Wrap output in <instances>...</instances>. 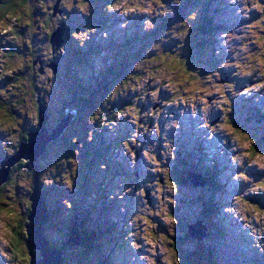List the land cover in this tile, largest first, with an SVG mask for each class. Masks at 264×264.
<instances>
[{
  "label": "rangeland",
  "instance_id": "1",
  "mask_svg": "<svg viewBox=\"0 0 264 264\" xmlns=\"http://www.w3.org/2000/svg\"><path fill=\"white\" fill-rule=\"evenodd\" d=\"M41 1L49 2L26 1L25 7L18 6L14 15L0 22V82L6 76L3 74L18 63L9 58V51H24L22 44L28 38L36 51L46 49ZM207 1L210 9H215L212 20L219 21L223 29L214 34L209 45L195 46L191 57L185 50L187 44H193L185 34L189 24L184 17L194 13L192 1H62L61 15L71 23L66 29L70 48L73 45L92 59L91 63L78 61L80 65L68 66L83 80L74 88L85 89L90 77L98 79V70L113 64L119 52L123 53L118 47L126 42L125 35L136 34L137 40L130 48L134 50L149 32L154 40L152 49L146 50L148 56L172 51L188 64L185 69L179 61L168 59L138 66L139 77L129 80L132 87L119 94L132 106H116L110 123L90 122L87 129L91 135L86 145L75 125L67 128L68 133L77 134L83 150L80 148L81 154L76 157L82 160L84 167L80 168L85 173V167L92 162L91 147L111 142V153L107 154V148L98 150L96 160L103 166L96 180L102 181L104 191L81 177L76 157L70 165L76 174L72 187L65 189L63 182L68 179L66 174L60 177L64 169L59 168L66 158L60 154L59 137L69 124L50 140L51 151L38 162L45 169L40 179L46 192H50L55 208H61L59 221L56 219L58 222L47 229L49 239L66 241L70 237L68 223H77L83 213L95 219L98 210V218L112 217L114 227L123 231L117 239L112 236L103 241V260L108 264H180V253L171 243L185 253L205 251L211 264H264V0ZM28 12L37 19L31 27L25 24L30 19ZM162 18H167L168 24L161 26ZM9 26L18 34L9 31ZM204 34L202 31L199 36ZM61 39V35L57 36L58 41ZM97 47L99 52L95 51ZM22 55L25 60L31 57ZM61 73L56 79L42 80L48 88L44 99L52 123L60 115L61 104L70 99L63 90L66 80ZM8 92L0 98V148H8L7 156L11 157L17 152L12 149L19 145L22 132L37 124V109L31 102L21 101L22 92ZM251 110L259 111L256 124L245 118ZM187 152L194 155V161L200 162L202 157V165L215 173L223 192L209 191L202 179H197L199 174L188 168L184 173H194L199 185L174 184V169L180 167L179 159L185 158ZM111 155L123 165L122 170L111 163ZM93 169H87V174L93 175ZM20 173L0 192V264L30 261L25 241L15 243L13 236L15 231L25 235L24 226L29 222L26 217L31 212L23 201L32 193L31 180L26 173ZM51 194L58 197L51 198ZM211 199L216 208L212 230L203 221L206 203ZM198 221L204 226L202 240L188 235V226ZM31 250L40 255L38 249ZM65 263L77 264L73 260Z\"/></svg>",
  "mask_w": 264,
  "mask_h": 264
},
{
  "label": "trees",
  "instance_id": "2",
  "mask_svg": "<svg viewBox=\"0 0 264 264\" xmlns=\"http://www.w3.org/2000/svg\"><path fill=\"white\" fill-rule=\"evenodd\" d=\"M26 1L29 0H0V22L3 19L10 17L11 15H14L15 10L18 6L21 5L25 7ZM62 1L64 0H49V2H40L41 7L43 8V18L41 21V24L44 26V28L42 27L44 29L43 41L46 44V49L43 50L44 52L36 51V49H34V46L31 44L30 38L26 40V43L22 44L24 51L21 52L16 49L8 52L9 58L17 59L16 61L18 63H16L14 67L10 68L6 73L3 74L6 76L5 78H1L3 80H1L0 82V98L4 96V94L8 91L10 92L12 90H18L19 92H22L21 101L23 103L29 101L36 107L35 109H37V124L34 126V128L27 129L22 132L19 144L22 141L27 140L29 131L39 129L38 122L40 108H43L48 116L47 121L45 123V127L49 130V133L52 128H56L58 126L59 120H61V118L65 117V115L67 116L73 114L69 125L65 128V130L59 137V151L60 154L66 158L65 162L61 164L59 168L64 169V172H62V175H60V177L65 176L66 174L68 180L63 182V186L65 189L67 188L70 190L73 184V178L76 175L73 171H71L70 165L72 162H74L73 157H76L78 154H81L80 148L82 149V147L79 146L77 134L75 132H73L72 134H70V132L68 133L67 128L69 126L75 125L77 127L75 128L76 131L81 132L85 137V141H83L82 144L86 145L88 140L87 136L91 135L90 129H87L88 124L90 122H94L95 120L96 122L102 121L110 123V121L113 120V109L116 106L117 109L123 108L124 106H132L129 102H126L125 99L122 98V95L119 94L121 92H125L126 88L132 87L128 83V81L133 79L136 80L139 77L140 67L145 66V62H165L169 59L171 61H179V64H181L185 69L188 62L183 61L172 51H165L163 56H148V51L146 50L152 49L151 44L154 40L152 34H150L149 32L144 34V36L138 42L134 50H131L130 48L132 47L133 41L137 40L136 34L132 35V37L125 35L123 39L126 40V42L124 44H120L118 47L123 53L119 52L118 56L115 57L116 59L113 64H110L107 67H103L100 71L98 70V74L100 73L98 79L94 78V80H92V77H90L87 81L88 86L85 88L84 84L82 85L85 89H76L74 87L79 85V82H83V80L78 77L77 73L69 69L68 66L70 64L77 63L78 61H87L88 63H91L92 59L82 54L80 49H74L73 45L72 48H70L71 43L69 44L66 39L67 37H69V34L66 35V29H69L68 27H70L69 24L71 23L70 21H68V19H66L65 15H61L62 10H60V5L63 4ZM189 1H192L193 6L195 7V11L193 14L188 13L184 17L186 18V21L189 24L187 26L188 28L184 31L187 38L193 44L191 47H188V44L186 45L187 47H185L187 54H190L189 57H191L192 55H194L193 52L195 46L201 47L203 45H209L214 34H216V32L220 29H223V25L220 24L219 21L214 20V22L212 20V14H214L215 9H210V3L207 0ZM57 6L59 8L58 10ZM27 14L29 15L30 19L25 24L26 27H31L32 24L37 21V19H33L32 12H28ZM101 20H103V18H101ZM159 24H161V26L164 24H168L167 18H162ZM61 25H63L65 28L62 37L63 43H61V45L59 46H56V44L53 43V34ZM180 25L183 27L185 25L184 21L181 22ZM7 29L9 31H12L13 33L15 32V29L12 26H9ZM202 31H204L205 33L204 36H199L201 35ZM17 34L18 33L15 32V35ZM63 45H65V51L62 49ZM95 49V51L99 52L98 47ZM45 52L47 53V55L45 54ZM62 52H65V54L61 55ZM24 53L31 55L29 60L22 59V54ZM61 58L64 60L67 58L68 61L64 62V60H62ZM77 65L80 64L77 63L76 66ZM0 70L2 71V67ZM58 72H62L63 74H61L65 77L66 81H64L63 90L66 94L70 95V99L66 100V104H61V110L59 112L60 115H58L56 121L52 123L50 122L52 117L50 111L47 109L44 99V91L48 88L44 86L45 84H43L42 80L43 77H50L51 79H56L59 76ZM10 73L11 75H8ZM76 82L78 83L75 86ZM115 94L116 101H113ZM9 108H12L10 103ZM82 108H84V112L81 111ZM258 115L259 111L256 112L255 110H251L249 116H246L245 118L249 122H253L256 124L258 121ZM52 145L53 144H51V142L47 143L45 152L38 158L37 162L34 165L29 164V160L23 158L16 162L11 167L6 181L0 186V192L4 190V184H7L11 180L15 182L18 179L17 176H21L20 172H24L29 175V178L31 180L29 182V192L31 193L33 191L34 184L37 183V186L41 191L42 198L45 201V208L49 213V222L43 226V237L45 239V243L49 249H55L61 252V264H69L65 262H70L71 260H73L77 264H108L106 260H103L104 256L102 254L103 251L101 249V247L105 245L103 241H106L105 239H110L112 236L117 239L118 233L123 234V231L119 232L118 228L114 227L112 217L107 219L105 217L104 219L98 218V210L95 211V213H97V216L95 215L97 218L95 219H92L94 217H90L89 214L87 215L86 213H83L80 215V219H78L77 223L74 221L68 223L70 233L78 231L80 237L79 245H70L69 243H67L68 239L64 242H55L46 236L47 229H50V226H53L55 222L59 221L58 215L60 211H58V205L57 208H55V203L48 196V193L50 194V192H46V185L44 184V181L40 179V176L44 175L45 169H43V167L38 162L42 161L43 158L46 156V153L51 151ZM105 145L107 146H102L101 144L99 146L97 145V149L96 147H91L92 162H90V164L85 168L88 173V170L94 167L93 175L85 173L83 171V168H80V165L84 167L83 162L81 159L76 157L79 163V166H76L80 168L79 174H81V177L83 179H90V184L94 185L98 191L105 190V188L102 186V181L98 183V181L96 180V178H98L99 176V170L103 169V166H100L99 162H96V160L100 156L98 150L102 151L103 148H107L108 150L111 146V142L107 141ZM90 146L93 145L90 144L89 147ZM17 148L18 145L15 146V148H13L12 150L16 152ZM8 152L9 149L5 146L2 147V150L0 148V160L2 159L1 156H4V158L8 157ZM110 153L111 152H109L108 150L107 154ZM86 154L89 155L88 153ZM193 156L194 155L191 152H187L185 158L182 157L181 160L179 159L178 164L180 165V167H175V176L174 179L172 178L174 180V184L186 186L190 184L189 180L186 177V174L184 173L186 172L185 170L188 168L190 171L197 172L199 174L198 176L203 179L204 186L208 187L209 191L213 190L214 192H223V188L219 187L220 182L218 181L215 173L211 172L209 170V167L207 168L206 166L202 165V157L199 159L200 162L198 160H196V162L194 161ZM111 158V163L115 167H121L123 169V165L120 162L114 161L112 155ZM121 168L119 170H122ZM66 170L68 173H66ZM48 173L49 171L47 172V174ZM82 183L81 187L85 188L86 186ZM29 196L25 197L23 200L26 201V206L28 207V209H30ZM52 196L53 195L51 194V198ZM8 197L11 198V195H8ZM53 197L57 198L58 196ZM103 207L104 209H107L106 205ZM205 209L206 214L203 217V221L209 229H213L214 225L212 222V217L216 211V208L213 205L212 199L206 203ZM13 236H15V239L13 238L15 240V243H22V241L26 240L25 236H27V234L26 231L25 235L24 233L20 235L19 232L15 231V233L13 232ZM168 237L172 239V236ZM171 244L180 253V264H211V261L209 260L210 256H208L205 251L203 253H200L199 251H194L192 253L189 251V253H185L180 250L178 245H174L173 243ZM65 252L66 257L64 256ZM72 254H75V256L72 257ZM195 254L198 256V258L196 259L193 258ZM97 256L98 258H100V261L96 260ZM40 257L41 255H36V259H40Z\"/></svg>",
  "mask_w": 264,
  "mask_h": 264
},
{
  "label": "water",
  "instance_id": "3",
  "mask_svg": "<svg viewBox=\"0 0 264 264\" xmlns=\"http://www.w3.org/2000/svg\"><path fill=\"white\" fill-rule=\"evenodd\" d=\"M64 30V26L61 25L54 32L53 43L56 44V46H59L61 43H63V38L58 41L57 36L61 35L63 37ZM42 113L43 116H41ZM72 117L73 115L71 114L59 120V125L56 128H52L49 133V130L45 127V121L48 116L44 109L40 108L39 129L29 131L27 140L22 141L18 145L17 152L14 155L0 160V186L6 181L11 167L20 159H27L29 160V164L34 165L38 158L45 152L47 143L62 133L65 126H67V123L69 124L71 121ZM261 140L264 142V135L261 137ZM194 175V173L189 172L186 174V177L191 185L196 186L197 181L200 180H196ZM198 177L199 176H197V179ZM203 182L204 181L202 179V183ZM29 200L31 212H29L28 216L26 217L29 222L24 226L27 234V238L25 240L28 249L27 254L30 256L29 264H61V252L59 250L49 249L43 237V226L49 222V213L45 208V201L42 198L41 191L38 188L37 183L34 184V189L29 196ZM201 228L203 229L204 226L201 225L200 221L189 225L188 235L202 240L204 232ZM67 243L70 245H79L80 237L78 231L70 233ZM32 248L38 249L40 251V259H36L37 252L32 251Z\"/></svg>",
  "mask_w": 264,
  "mask_h": 264
}]
</instances>
